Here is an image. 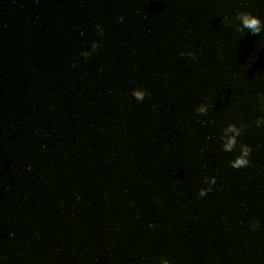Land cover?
Wrapping results in <instances>:
<instances>
[{"label":"clouds","instance_id":"9594fccd","mask_svg":"<svg viewBox=\"0 0 264 264\" xmlns=\"http://www.w3.org/2000/svg\"><path fill=\"white\" fill-rule=\"evenodd\" d=\"M121 19H123V16H120ZM246 25L248 27H250L254 32L259 31L260 30V21L258 18H253L250 15H246L243 17ZM97 27H99V25H97ZM95 46V45H94ZM204 106H201L200 110H203ZM229 127H232L231 125ZM227 131V129L225 130ZM235 131V129H234ZM235 142V138L234 137H229L227 138V142L225 144V147H231L233 145V143ZM250 149L245 146L241 152V154L239 156H237V158L233 161L234 166H241V165H247L249 163V160L247 159L248 154H249ZM203 189L201 190V192L203 193ZM258 221L253 219L250 222V227H255L257 225ZM0 264H2V261H0ZM162 264H169V260L167 258H162Z\"/></svg>","mask_w":264,"mask_h":264}]
</instances>
